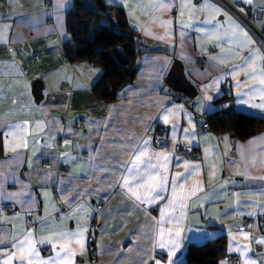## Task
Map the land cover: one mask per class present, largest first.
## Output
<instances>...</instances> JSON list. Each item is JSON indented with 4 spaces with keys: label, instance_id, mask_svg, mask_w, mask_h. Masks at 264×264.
<instances>
[{
    "label": "crops",
    "instance_id": "0c3cea01",
    "mask_svg": "<svg viewBox=\"0 0 264 264\" xmlns=\"http://www.w3.org/2000/svg\"><path fill=\"white\" fill-rule=\"evenodd\" d=\"M103 1L148 47L112 102L92 91L100 68L65 58L73 0H0V264H183L221 237L219 264H264V131L204 128L225 108L264 119V15L231 8L264 0ZM158 130L194 157L158 148ZM141 149L156 187L126 170Z\"/></svg>",
    "mask_w": 264,
    "mask_h": 264
},
{
    "label": "trees",
    "instance_id": "16d2710c",
    "mask_svg": "<svg viewBox=\"0 0 264 264\" xmlns=\"http://www.w3.org/2000/svg\"><path fill=\"white\" fill-rule=\"evenodd\" d=\"M69 35L64 44L68 62L87 61L102 70L92 91L101 100L112 102L120 91L133 83L138 60L147 46L129 25L125 12L103 0H73L66 16ZM224 96L217 102L228 100ZM207 123L217 134H230L235 140H247L264 131V119L237 112L232 108L216 111ZM225 237L189 245L183 264H219L227 256Z\"/></svg>",
    "mask_w": 264,
    "mask_h": 264
},
{
    "label": "built area",
    "instance_id": "2783aa9c",
    "mask_svg": "<svg viewBox=\"0 0 264 264\" xmlns=\"http://www.w3.org/2000/svg\"><path fill=\"white\" fill-rule=\"evenodd\" d=\"M233 11L237 13V15L246 23L250 24L252 21H255L257 19H260L264 15V8H256L253 9L251 7H244L245 9V16L239 12L240 8H243V4L237 3L235 6L231 7ZM229 86H226V89L228 90ZM181 100H185V97H182ZM185 102V101H184ZM79 125H84V121H80ZM204 128L206 130H210V126L206 122L204 124ZM155 145L160 149H165L167 151L173 152L176 156L182 157V158H192L194 157L195 153L192 148L185 147L183 145L177 144L173 145L172 142L166 137V135L162 131H156L153 135ZM62 141L58 140L57 145L61 146ZM68 170V168H65ZM101 204L97 205V208H101ZM1 209L5 212L16 214L18 213V210L13 206L12 204H2ZM261 223L264 226V215L261 218ZM27 223L31 227L34 225L33 216L31 214L27 215ZM253 225V221L249 218H243L241 227L245 230L251 229ZM47 252L50 250L47 249ZM262 248L260 246H255L254 252L256 254L261 253ZM226 262L228 264H241L239 258L237 256H229L226 259Z\"/></svg>",
    "mask_w": 264,
    "mask_h": 264
},
{
    "label": "snow or ice",
    "instance_id": "6c2138e0",
    "mask_svg": "<svg viewBox=\"0 0 264 264\" xmlns=\"http://www.w3.org/2000/svg\"><path fill=\"white\" fill-rule=\"evenodd\" d=\"M145 144H147V141H145ZM148 153L146 150H139L138 153L135 156V162L132 163L131 168L126 169L128 172H132L133 169H136L135 176L137 179H143L144 183L148 184L149 188L156 187L152 182L156 179V177L159 175L158 169L156 168L155 163L149 158L147 161L143 160L142 157L147 156ZM160 155H163V153H160ZM140 165H143V171L140 170ZM167 178L163 177L161 180V186L160 191H164L163 184L166 183ZM124 185L128 187V180H124ZM129 190L132 191V189L129 187ZM136 193L133 192V195ZM138 199L140 197H137ZM164 245L161 244V247ZM30 264V261H29Z\"/></svg>",
    "mask_w": 264,
    "mask_h": 264
}]
</instances>
